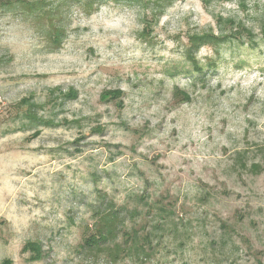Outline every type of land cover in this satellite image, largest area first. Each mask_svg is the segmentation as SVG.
<instances>
[{
	"label": "rangeland",
	"instance_id": "374dc122",
	"mask_svg": "<svg viewBox=\"0 0 264 264\" xmlns=\"http://www.w3.org/2000/svg\"><path fill=\"white\" fill-rule=\"evenodd\" d=\"M118 206L143 264H264V0H0V264H135Z\"/></svg>",
	"mask_w": 264,
	"mask_h": 264
},
{
	"label": "trees",
	"instance_id": "16d2710c",
	"mask_svg": "<svg viewBox=\"0 0 264 264\" xmlns=\"http://www.w3.org/2000/svg\"><path fill=\"white\" fill-rule=\"evenodd\" d=\"M138 215L139 212L135 209H126L123 206L106 209L100 213V221L86 237V248L92 253H101L111 263H116L125 257L135 264L150 261L155 250L160 249L161 242L155 239L151 231L155 225L150 226L146 231H140L141 227L130 225ZM157 226L163 228L161 224L157 223ZM32 250L36 249L33 247ZM33 257L39 258L37 255Z\"/></svg>",
	"mask_w": 264,
	"mask_h": 264
}]
</instances>
